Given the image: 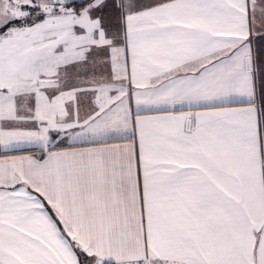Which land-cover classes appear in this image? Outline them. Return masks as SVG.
<instances>
[{"label": "snow or ice", "instance_id": "6c2138e0", "mask_svg": "<svg viewBox=\"0 0 264 264\" xmlns=\"http://www.w3.org/2000/svg\"><path fill=\"white\" fill-rule=\"evenodd\" d=\"M0 264H264V0H0Z\"/></svg>", "mask_w": 264, "mask_h": 264}]
</instances>
